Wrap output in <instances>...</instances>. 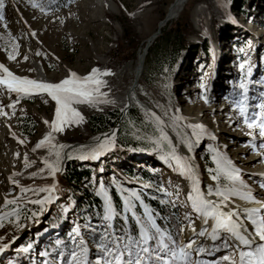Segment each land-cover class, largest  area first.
Here are the masks:
<instances>
[{
    "label": "rangeland",
    "instance_id": "1",
    "mask_svg": "<svg viewBox=\"0 0 264 264\" xmlns=\"http://www.w3.org/2000/svg\"><path fill=\"white\" fill-rule=\"evenodd\" d=\"M48 1L35 0L36 4L46 5L41 12L39 7L33 6L32 0H5V19L0 21V63L15 75L30 79L35 78V68L43 66L47 76L55 82L66 78L70 71L85 76L93 68L110 70L112 79L101 88L102 92L108 93L109 100L124 94L131 85L133 74L126 73L122 78H117L115 74L126 64H136L140 53L148 45L150 32L145 28L146 19L157 18L161 22L174 3L170 4L167 0H71L67 7L49 10ZM187 16L191 23L188 27L184 25ZM164 24L147 49L138 92L166 123L165 110L178 108L179 115L185 117L187 122L202 123L214 134V140L205 137L195 147L194 153L188 154L183 146L181 151L192 156V162L197 163L196 172L202 179L200 187L205 183L207 187L216 183L210 180L208 173L209 168L215 167L209 144L218 147L241 170V177L252 190L254 200L233 197L229 204H243L233 207L241 210L240 219L251 230L243 209L260 208L264 204V187H261L264 185V147H261L264 137L259 135L258 129L247 128L235 109L234 101L239 99L237 94L241 90L238 85L242 79L249 87L248 103L252 106L249 115L258 110L255 106L264 94V0H188L178 17ZM179 26L185 30L177 32L175 29ZM153 30H157V23ZM13 44L19 45V55L14 61L8 59V51H11ZM24 56L28 59L25 60ZM103 58L105 63L100 61ZM242 63L245 65L243 71L240 68ZM14 102V108L8 107ZM74 107L83 114V122L66 125L63 132L53 133V143L65 145L86 141L98 133L90 126L89 120L94 114L112 109H119L122 114L124 112L123 108L109 103ZM0 108L8 113L7 116L0 115V211H8L13 206L2 207L6 196L9 199L20 197L21 204L37 198L31 192L21 194L20 186L49 185L42 174L35 177L29 175L45 167L43 159L46 158L48 146L36 151L32 149L51 131L44 121L54 119L55 102L46 93L17 97L0 86ZM166 131L175 143V132L171 128ZM152 132L153 126L146 115L137 106H132L115 132L113 149L98 160L70 159L79 163L82 170L91 169L89 181L82 184L70 181L69 175L65 177L66 169L59 182L57 180L59 191L51 204L45 205L42 210L39 205L27 204L22 217L30 216L32 211L38 215L27 220L22 218L23 228H17L6 219L4 226L0 227V237H4L0 243H6L8 247L0 252V264H15L19 257L24 258L22 264H45L53 257H42L40 253L54 250L53 246L46 250L47 244L51 241L55 244L61 236L64 239L59 240L68 241L69 234L77 225L83 230L90 248V259L94 260L97 256L94 243L97 233L90 232L85 225L99 232L105 222L99 213L92 220L86 219L83 214L85 209H78L81 201L77 204L76 199L83 200L87 196L95 200L100 180L110 186V194L118 211L122 213V202L116 185L112 184L113 179L125 189L140 191L143 200L156 215V220L153 201L177 199L175 195L169 197L158 189L163 186L174 193L176 186H179L177 206L165 204L177 210L179 220H183L185 212L191 211L190 205L184 206L191 182L169 167L159 151L153 150L148 139ZM25 154L28 167H25ZM13 173L20 175L13 176ZM10 176L19 181V186L10 183ZM144 184L152 186L144 188ZM207 187L201 189L206 193ZM43 195L40 193V196ZM65 207L68 208L67 212L64 211ZM59 209L63 218L59 224H54L52 220ZM137 211L142 213L139 205ZM118 218L122 219V216ZM192 219L194 224H202L194 214ZM182 226L185 234L190 228L188 222L184 221ZM192 236V239L210 242L208 236ZM29 243L32 248L23 251ZM220 243L217 246L219 251L215 250L204 257L203 264H217L222 256L230 254L231 250ZM64 264H67L66 260Z\"/></svg>",
    "mask_w": 264,
    "mask_h": 264
},
{
    "label": "snow or ice",
    "instance_id": "2",
    "mask_svg": "<svg viewBox=\"0 0 264 264\" xmlns=\"http://www.w3.org/2000/svg\"><path fill=\"white\" fill-rule=\"evenodd\" d=\"M53 3L56 0H52ZM33 6L39 7L40 11L45 10L46 5L36 4L32 0ZM71 3V0H69ZM5 0H0V21L5 19L4 16ZM6 27V25H5ZM35 35V33H33ZM18 44H13L11 51H8V59L16 60L18 52ZM243 51V50H241ZM39 54V53H37ZM27 60L28 57L24 56ZM241 71L245 65H240ZM249 75L251 69H248ZM113 73L110 70L101 71L93 68L90 73L85 76H79L76 72L70 71L69 75L58 82H44L36 79H30L26 76L15 75L3 63H0V86L5 87L9 93H15L17 97L21 95L31 96L33 94L46 93L52 101L55 102L54 119L48 124L51 131L43 136L32 149L36 151L42 147L48 146L50 149L49 156L55 157L54 160L48 158L43 159L45 167L40 168L39 172L47 174L53 178L61 170L63 144L53 143L55 137L53 133L63 132L66 125H79L84 120V116L74 105L97 106L99 104L115 103L114 100L108 99V93L102 92L101 88L106 85V81L101 79L103 76H110ZM240 93L237 95L239 99L234 101L235 109L238 110L243 119V123L248 129H258L259 135L264 137V94L260 102L255 106L256 111L249 110L252 107L248 101L249 87L245 80H241L239 85ZM208 102L207 97H204ZM18 102V101H16ZM12 105L8 107H13ZM180 109L172 111L170 108L165 110L164 115L167 117V123L161 119L155 112H148V122L153 126V132L148 139L150 140L153 150L161 153V158L169 167L177 171L181 176L191 182V188L187 194V204L190 205L191 211H186L183 220L188 222L193 235L199 237H210L213 247L219 251L216 242L220 241L225 249H230L229 255H224L217 261V264H264V204L260 208H244L243 214L250 222L252 231L241 221V213L236 208H230L229 202L233 197H239L244 200L253 201L254 196L252 190L247 186L241 177V170L236 168L224 152L218 147L209 144L208 148L211 152V160L214 168H209L208 173L211 181H215V186L209 184L205 193L200 187V179L196 173L197 165L193 164V157L186 155L181 151V146L187 149L188 154L194 153V149L201 141L207 137L215 139L214 134L210 133L202 123H189L186 118L179 115ZM0 115L7 116L8 113L0 108ZM171 128L175 132L176 142L166 131ZM251 136L252 133L249 132ZM116 134L113 132L111 136H106L100 140L95 147L88 151L81 150L80 154L75 158L80 160H98L106 152L115 147ZM23 143V141H19ZM264 147V145H261ZM19 153H17V156ZM68 159L74 158L71 154ZM29 166L27 154H25V167ZM20 175L13 173V176ZM36 176L37 173H32ZM10 183L19 186V181L9 177ZM112 184L116 185L117 191L122 202V213L118 211L110 194V186L105 185L103 180L99 181L96 189V196L100 197L103 202V216L105 222L101 226L102 230L97 232L90 225H85L90 232H96L95 250L97 256L94 260L90 259V248L88 241L85 239L83 230L79 225L72 229L69 234L68 241L57 240L53 246V252L44 251L40 255L42 257L52 256L53 259L45 261V264H203V262L195 261L193 253L198 250L199 253L206 251L202 241L189 238L188 240L177 239L182 235L184 227L178 228L176 235H173L170 229L162 228L156 220V215L148 204L143 200L140 191L135 189H125L115 179ZM151 184H144L142 187H151ZM264 187V185H261ZM159 191L165 192V195L176 196V200H161L160 203H171L173 207L177 206L180 191L176 186V191L168 192L166 188L161 186ZM59 191L58 184L53 180L50 185L40 187H23L20 186L21 194L31 192L35 197L21 204L20 197L12 199H4L3 208L11 207L8 211H0V227L4 226L7 219L9 223L15 224L17 228H23L22 218L32 219L38 215L36 211H32L30 216H23L27 210V204L39 205L41 210L47 204H51L54 198H57ZM40 193H44L40 196ZM215 197L216 199H212ZM142 209V213L137 211V207ZM228 209V210H226ZM67 212L68 208L65 207ZM129 214L135 221L138 234L133 235L131 232L127 234H118L114 227L115 219L122 216L127 222ZM193 214L202 221L203 226L197 233L194 227L195 221L192 219ZM179 219V217H177ZM16 239L15 236L12 237ZM4 237H0L3 241ZM71 245V247H69ZM8 247L6 243H0V252ZM32 248L29 243L23 251L27 252Z\"/></svg>",
    "mask_w": 264,
    "mask_h": 264
},
{
    "label": "bare ground",
    "instance_id": "3",
    "mask_svg": "<svg viewBox=\"0 0 264 264\" xmlns=\"http://www.w3.org/2000/svg\"><path fill=\"white\" fill-rule=\"evenodd\" d=\"M187 2H188V0H175L174 1V3L171 5V7H170V9L168 11L169 16H168V19H167V23L169 21H171V20H173V19L178 17L179 13L182 11V9L184 8V6L186 5ZM198 11H199V7L196 8V12H198ZM157 20H158L157 18H148L145 21L146 22L145 23L146 24L145 28H146V30H149V32H150V34H149L150 36H149L147 41H149V40L154 41V39L156 38V36L154 37V35L157 34V30L160 27L162 28L165 25L164 23L162 25H160V22H159L160 20H158V21ZM155 23H157V30L156 31L153 30ZM142 53H140L139 59H138L136 64H133V65L131 63L126 64L125 66L121 67L117 71V73L115 74L117 78H120V77L122 78V76H124V74L130 73V74H133V79H132L131 85L128 88V90L124 94H120V95L114 96V98L112 100H114L115 103H109V104L119 106V107L123 108V110L125 112H127L132 106H137L146 115L148 112H151L152 110H153L152 112H154V109L148 104V102H146L140 96V93L138 92V87H139L140 78H141V74H142V71H143V64H144V62H143L142 68L140 69V63H141L140 58H141V60L143 59ZM100 61L102 63L106 62V60L104 58L100 59ZM35 70H37V71H36L34 79L40 80V81H44V82H55L52 78L47 76L43 66L41 68H38V69L35 68ZM73 72H75V71H73ZM136 75L138 76L137 81L135 80ZM101 79L105 80L108 83V82L111 81L112 76L111 75L110 76H103V77H101ZM76 106H79V107H84L85 106V107H87L89 105H76ZM146 117H147V115H146ZM113 132H116V129H110L109 131L95 133V134L91 135L88 138V140L83 141V142L66 143L64 145L65 146L64 149L62 150V157H63L62 165H63V161L65 159H68L67 157H68L69 154H71L75 158L76 156H78L80 154L81 150L88 151L89 149L95 147L96 144L99 143V141L104 139L106 136L110 137ZM49 151H50V149H48V151L46 152V158H48L49 160H54L55 159L54 155L53 156H49ZM62 165H61V168H62ZM35 173H37L36 176L42 174L43 177H46V179L49 182V185L51 183H53V180H55V182H57V180H58V182H59L60 176L62 175V173H61L60 176L58 177V179L56 180L55 178H53V177H51V176H49L47 174V170L44 173H40L39 170H38V172H35ZM29 177H35V176L29 175ZM199 179H200V177H199ZM205 186L207 187L206 183H205ZM205 186L203 185V187H201V188L204 190ZM237 204L241 205V206L243 205L242 203H237ZM237 204H232V205L229 204V207L230 208H234L233 206H236ZM201 226H202V224L201 225L200 224H198V225L194 224V227L196 228L197 232L199 231ZM251 230H249V231H251ZM192 235H193V233L191 231V228H187L186 233H185V237L186 238H184V240H188L189 238H192L193 237ZM195 240H198L197 241L198 243L202 241L203 246H205V244H206V243H204L203 239H199V238L197 239L196 238ZM211 243L213 244V242L210 240V243L208 242V244H211ZM207 247H208V245H207ZM200 255H202V254L199 253L198 250H197L196 252H194L193 258L198 260Z\"/></svg>",
    "mask_w": 264,
    "mask_h": 264
},
{
    "label": "trees",
    "instance_id": "4",
    "mask_svg": "<svg viewBox=\"0 0 264 264\" xmlns=\"http://www.w3.org/2000/svg\"><path fill=\"white\" fill-rule=\"evenodd\" d=\"M170 4H172L175 0H167ZM69 4V0H56L55 3L52 2V0L48 1L47 3V9L54 10V9H62L64 7H67ZM184 25L186 27L190 26L191 23L189 22V18L187 16L186 19H184ZM185 27V28H186ZM177 32L184 31V27L179 26L175 29ZM122 111L119 109H112L106 113H98L94 114L90 118V126L94 132H105L110 130L112 127H114L116 124H118L119 120L121 119ZM91 169L90 170H82L80 168L79 163L70 161L68 163V167L66 170V175H69L70 181H75L76 184H82L85 181H89L91 177ZM81 201V204H79L78 209L84 208V216L88 220H92L95 217L96 213H99L103 216V202L100 200V198H95V200H92L90 197H85L76 199V202ZM153 208L157 214V221L161 227H171L170 230L173 233V235H176L177 230L179 227H181V223L177 217H179V214L177 213V210L172 209L169 207L168 204H161L160 202L153 201ZM56 213V216L53 218L52 223L59 224L60 221L63 218V215L59 210ZM114 227L116 232L127 234L131 232L133 235L138 234L137 226L135 225V221L131 218V215L129 214L127 222H125L123 219L116 218L114 222ZM168 229V228H167ZM178 240L181 239V235L176 237ZM59 239H64L63 236H61ZM54 246V241L49 242L48 250L51 249V247ZM24 258H17L15 260V264H22Z\"/></svg>",
    "mask_w": 264,
    "mask_h": 264
},
{
    "label": "water",
    "instance_id": "5",
    "mask_svg": "<svg viewBox=\"0 0 264 264\" xmlns=\"http://www.w3.org/2000/svg\"><path fill=\"white\" fill-rule=\"evenodd\" d=\"M168 16H169V13H168L167 16L165 17V19H164L163 21L160 22V25H162L163 23H165V22L167 21ZM160 31H161V27L158 29V32H157V34L154 35V37L157 36L158 34H160ZM151 42H152L151 40L148 41V45L146 46L144 52L142 53V57H143V59L141 60V58H140V61H141V63H140V69L142 68V64H143V62H144V59L146 58L147 49H148L149 45L151 44ZM140 69H139V70H140ZM137 79H138V76L136 75L135 80L137 81ZM125 115H126V112L124 111L123 114H122V116H121V119H120L119 122H118V124H117L116 126H114L113 128H111V129H116V130H118V128L120 127V124H121V122H122V118H123ZM76 143H77V142H76ZM69 161H70V159H65V160L63 161L62 168H61V170L59 171V173H58V174L56 175V177H55L56 180L58 179V177L60 176L61 173L65 172V170L67 169V165H68V162H69ZM194 163L197 165L196 162H194Z\"/></svg>",
    "mask_w": 264,
    "mask_h": 264
}]
</instances>
